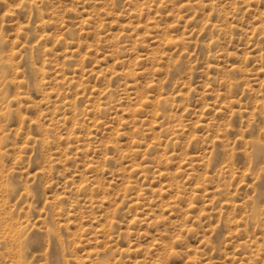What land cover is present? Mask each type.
<instances>
[{
    "label": "rangeland",
    "instance_id": "obj_1",
    "mask_svg": "<svg viewBox=\"0 0 264 264\" xmlns=\"http://www.w3.org/2000/svg\"><path fill=\"white\" fill-rule=\"evenodd\" d=\"M0 264H264V0H0Z\"/></svg>",
    "mask_w": 264,
    "mask_h": 264
}]
</instances>
